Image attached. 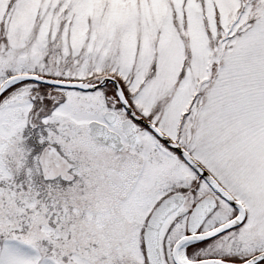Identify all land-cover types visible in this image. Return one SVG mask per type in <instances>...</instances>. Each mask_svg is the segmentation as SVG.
<instances>
[{"label": "snow or ice", "instance_id": "snow-or-ice-1", "mask_svg": "<svg viewBox=\"0 0 264 264\" xmlns=\"http://www.w3.org/2000/svg\"><path fill=\"white\" fill-rule=\"evenodd\" d=\"M0 264H264V0H0Z\"/></svg>", "mask_w": 264, "mask_h": 264}]
</instances>
